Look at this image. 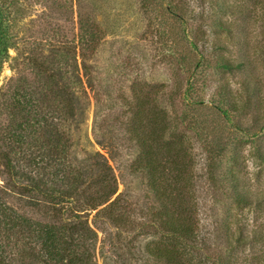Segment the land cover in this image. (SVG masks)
Returning <instances> with one entry per match:
<instances>
[{
    "label": "rangeland",
    "instance_id": "374dc122",
    "mask_svg": "<svg viewBox=\"0 0 264 264\" xmlns=\"http://www.w3.org/2000/svg\"><path fill=\"white\" fill-rule=\"evenodd\" d=\"M89 11L102 39L90 55L91 87L78 89L83 120L77 129L66 126L72 135L69 161L75 168H86L91 165L89 154H102L117 179L119 205L134 219L128 230L104 219L94 221L96 264H153L145 245L163 240L136 226L152 197L145 176L130 168L137 149L125 139L123 128L112 126V119L121 117V100L111 97L127 93L133 83L167 85L158 97L169 109L166 92L172 83L179 84L181 94L173 108L196 119L197 125L187 124L181 130L192 159L195 207L196 239L181 242L188 257L195 264H264V0H0V21L7 38L0 103L8 81L18 76L33 79L32 63L47 56L57 55L64 80L70 78L77 16ZM219 22H225L230 32L218 28ZM215 40L225 51L207 48ZM204 49L210 61L223 55L241 61L244 68L226 72L204 61L192 82L189 75ZM243 82H248L249 92L242 88ZM220 86L227 87L229 101L243 107L238 114L229 111L228 122L213 110L214 106L225 109ZM211 119L216 124L213 134L220 137L217 142L209 135ZM7 123L1 116L0 128ZM103 125L114 129L118 138L112 148H102L96 141L99 133H95ZM219 146L222 151L217 156L208 150ZM231 178L249 202L235 199ZM14 192L17 189L0 157V203L43 220Z\"/></svg>",
    "mask_w": 264,
    "mask_h": 264
},
{
    "label": "trees",
    "instance_id": "16d2710c",
    "mask_svg": "<svg viewBox=\"0 0 264 264\" xmlns=\"http://www.w3.org/2000/svg\"><path fill=\"white\" fill-rule=\"evenodd\" d=\"M218 25L230 32L225 22ZM4 29L0 21V70L7 49ZM77 29V47L72 50L68 80H64L58 56H47L32 63L33 79L11 78L2 95L0 118L5 116L8 123L0 128V157L17 189V198L43 220L32 219L11 205L0 203V264H96L94 221L104 219L119 230L133 228L134 219L125 206L119 205L117 179L104 156L99 152L89 154L91 165L86 168H75L69 161L72 135L66 126L73 124L77 129L83 120L85 109L78 89L91 87L90 55L102 39L91 11L78 13ZM209 47L212 51H225L218 40L209 42ZM207 53V49L198 53V65L189 75L192 82L204 61L226 72L244 68L241 61L223 55L210 61L205 57ZM241 85L249 92L248 82ZM167 87L133 83L127 93L116 92L111 98L121 100V117L112 119V126L123 128L125 139L137 149L130 168L134 174L145 176L146 189L152 197L143 222H136V226L163 238L147 243L146 255L153 264H195L181 246L182 241L196 239L192 159L181 130L187 124H197L194 117L186 118L173 108L181 94L179 84L172 83L166 92L170 109L163 105V98L158 95ZM226 89L220 86V102L225 109L214 106L213 110L228 122L229 111L238 114L243 107L229 101ZM211 121L209 135L217 142L220 137L213 134L216 124ZM101 127L95 133H99L97 143L102 148H112L118 141L114 129L109 125ZM219 149L220 146L218 150L208 148L214 156L221 153ZM231 184L235 199L249 202L248 196L237 190L235 178H231ZM93 212L90 224L88 219Z\"/></svg>",
    "mask_w": 264,
    "mask_h": 264
}]
</instances>
